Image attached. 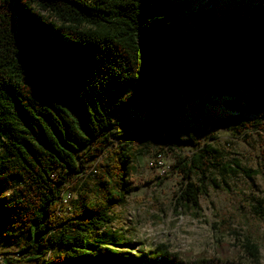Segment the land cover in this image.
Segmentation results:
<instances>
[{
  "label": "trees",
  "instance_id": "16d2710c",
  "mask_svg": "<svg viewBox=\"0 0 264 264\" xmlns=\"http://www.w3.org/2000/svg\"><path fill=\"white\" fill-rule=\"evenodd\" d=\"M218 91L263 103L227 121L236 134L264 132V0H0V244L42 264H261L246 237L242 258L220 240L198 258L136 247L114 213L153 132L174 157L177 207L197 209L217 174L257 175L180 137L164 108L123 118L139 101L173 108ZM79 178L76 208L57 216ZM250 209L264 221V198Z\"/></svg>",
  "mask_w": 264,
  "mask_h": 264
},
{
  "label": "rangeland",
  "instance_id": "374dc122",
  "mask_svg": "<svg viewBox=\"0 0 264 264\" xmlns=\"http://www.w3.org/2000/svg\"><path fill=\"white\" fill-rule=\"evenodd\" d=\"M262 105L243 93L218 91L213 96L188 93L180 99L178 107L146 105L139 101L128 110L123 118L131 122L142 116L146 108L150 112L164 108L174 120L180 137L195 136L217 147L226 161L236 160L245 169L258 173L250 179L242 173H227L224 178L217 174L218 187L206 186L207 193L200 197L197 209L177 207L175 198L181 188L180 179L168 173L174 157L167 149L164 135L153 132L149 147L130 164L127 179L133 189L123 205L114 210L115 215L122 218L123 224L119 226L126 238L144 249L165 244L171 251L190 258L214 254L220 240L232 256L242 258L246 254L240 245L246 237L257 245L260 263L264 264V221L257 219L250 209L256 198H264V132L246 130L236 134L227 121L243 106L257 109ZM209 135L214 139L207 140ZM2 151L3 141L0 140V154ZM175 152L189 153L188 149ZM82 182L83 178H79L75 188L63 193L70 208L64 212L65 216L76 208ZM227 225L232 231L225 229ZM0 251L11 255L18 248L0 244ZM15 264L42 263L24 257Z\"/></svg>",
  "mask_w": 264,
  "mask_h": 264
},
{
  "label": "built area",
  "instance_id": "2783aa9c",
  "mask_svg": "<svg viewBox=\"0 0 264 264\" xmlns=\"http://www.w3.org/2000/svg\"><path fill=\"white\" fill-rule=\"evenodd\" d=\"M135 117V116H133ZM69 207L67 206L64 198L62 199V204L60 208L56 210V215L60 216L64 213V211H68ZM25 256L24 253L15 252L13 254H7L5 252H0V264H15L16 260L23 259Z\"/></svg>",
  "mask_w": 264,
  "mask_h": 264
},
{
  "label": "crops",
  "instance_id": "0c3cea01",
  "mask_svg": "<svg viewBox=\"0 0 264 264\" xmlns=\"http://www.w3.org/2000/svg\"><path fill=\"white\" fill-rule=\"evenodd\" d=\"M0 252H2V251H0Z\"/></svg>",
  "mask_w": 264,
  "mask_h": 264
}]
</instances>
